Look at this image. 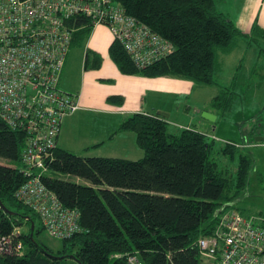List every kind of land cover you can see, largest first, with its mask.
Segmentation results:
<instances>
[{"label":"trees","instance_id":"trees-1","mask_svg":"<svg viewBox=\"0 0 264 264\" xmlns=\"http://www.w3.org/2000/svg\"><path fill=\"white\" fill-rule=\"evenodd\" d=\"M114 2L174 48L149 67L137 69L121 45L113 41L109 56L124 75L172 77L196 86L219 87V52H228L238 37L250 44L257 37L264 44V30L254 24L250 37L242 35L230 18L217 10L215 0ZM70 21L76 28L71 50L84 43L93 24L81 17ZM100 63L99 56L92 58L86 53L85 68L97 69ZM236 79L229 87H219L210 103L221 118L230 113L240 96L235 90ZM108 101L123 103L121 97H109ZM120 131L135 134L136 145L143 152L140 159L88 157L57 146L47 158L46 170L90 183L85 186L41 177L63 207L78 212L83 230L61 240L62 249L57 253L37 241L36 236L44 230L38 216L15 198L27 180L22 167L0 163V237L13 236L22 244L21 253L1 256L0 264H66L67 260L75 264H129V257L140 264H201L198 240L213 235L220 215L235 211L244 216L231 207L246 186L252 160L235 143L175 128L158 113L130 115ZM26 140L25 131L13 130L0 117L1 159L23 166ZM31 222L33 240L29 235ZM25 226L26 232L14 233ZM67 255L74 259H56Z\"/></svg>","mask_w":264,"mask_h":264},{"label":"built area","instance_id":"built-area-1","mask_svg":"<svg viewBox=\"0 0 264 264\" xmlns=\"http://www.w3.org/2000/svg\"><path fill=\"white\" fill-rule=\"evenodd\" d=\"M75 17L107 27L137 69L174 51L114 0H0V117L27 134L21 168L27 180L15 198L59 240L83 231L78 212L63 207L41 180L57 146L62 118L78 107L76 98L59 88L76 30L70 20ZM255 146L264 150V142ZM198 248L205 264H264V218L223 212L213 235L200 238ZM21 251V242L13 236L0 237V257ZM128 263L140 264L135 257Z\"/></svg>","mask_w":264,"mask_h":264},{"label":"crops","instance_id":"crops-1","mask_svg":"<svg viewBox=\"0 0 264 264\" xmlns=\"http://www.w3.org/2000/svg\"><path fill=\"white\" fill-rule=\"evenodd\" d=\"M215 2L217 10L227 15L242 35L250 37L254 24L264 30V0H215ZM255 38L257 39L255 43L250 44L248 39L238 37L228 52H219L217 55L218 78L224 69V56L230 55L235 49L243 53L229 78L231 85L233 78L237 77L235 90L241 95L247 92L245 87L243 88L240 75L243 62L250 57L253 62H258L261 57L259 48L261 45L264 46L261 39ZM112 42L107 29L98 25L92 28L89 37L81 46H75L69 51L59 88L75 97L78 107L73 113L62 118L57 138L58 148L88 157L138 160L143 156V152L136 145L135 134L120 131L121 123L133 114L152 116L163 112L168 114L166 120L170 125L176 128L207 134L217 142H232L243 150L262 149L254 143L264 142V132L260 136H254L252 131L249 133L248 130H244L241 122L236 120H233L236 121L233 129L227 132L221 129L220 132H216L220 123L225 122L229 117L221 118L210 106L212 99L218 93L215 86H196L190 81L172 77L146 78L124 75L110 59L109 47ZM75 49L81 52V56L79 53L75 54ZM87 52H90L92 58L95 55L101 58L97 69L84 67ZM251 69L252 71L257 69L256 63L253 68H249L250 72L248 68L246 69V77L251 73ZM260 69L264 70V68ZM257 74L261 81L256 86H251L254 95L257 90L262 89L264 92L262 86L264 76ZM241 84L242 87H239ZM205 89L210 93L207 94ZM109 97H121L123 103L121 105L111 103L108 101ZM203 112L215 116V121L209 122L203 119L201 117ZM255 138H263V140H255ZM239 141L241 143H238ZM135 149L141 155L137 159L127 155L131 151L136 153Z\"/></svg>","mask_w":264,"mask_h":264},{"label":"rangeland","instance_id":"rangeland-1","mask_svg":"<svg viewBox=\"0 0 264 264\" xmlns=\"http://www.w3.org/2000/svg\"><path fill=\"white\" fill-rule=\"evenodd\" d=\"M105 27V26H104ZM112 37L111 32L107 27H105ZM113 40V37H112ZM261 49V50H260ZM74 50V49H73ZM261 57L258 62H253L252 57L247 58L246 61L243 62L242 70L240 72L241 82L244 84L243 88L247 90L246 93L239 96L233 104L232 110L227 115L229 118L225 120V122L220 123L219 129L216 132H220L221 129L231 130L234 128V122H241L244 130H248L249 133L252 131L255 135H262L264 132V92L263 90H257L255 95L253 94V90L251 86H256L261 81L260 76L257 74H261L264 76V70L260 68H264V46L261 45L260 48ZM241 50L235 49L233 53L230 55L224 56V69L222 73L217 78V84L220 88L228 87L230 85V76L234 73L235 66H237L239 60L242 58ZM75 54H80L81 52L78 49H75ZM258 52V49H257ZM72 55V53L70 54ZM257 55V54H256ZM256 63V70L252 71L247 77L246 69L248 68V72H250L249 68H253ZM248 81V83H247ZM247 83V84H246ZM264 86V77H263V85ZM211 87V86H205ZM219 87L216 88L219 90ZM242 87V84L239 86ZM252 87V88H253ZM215 88V89H216ZM216 89V90H217ZM206 90V89H205ZM214 90V89H211ZM207 94L210 92L208 90L205 91ZM232 119V120H231ZM236 120V121H233ZM176 128V126H173ZM223 132V131H222ZM240 140V139H238ZM238 143H241L239 141ZM262 143V142H259ZM256 143H254L255 145ZM103 150V149H101ZM100 150V151H101ZM127 154L129 157L137 159L141 157L139 151L135 149ZM242 153H246L250 156V160H252L251 169L248 175V180L244 190L241 193V196L235 201L233 207L231 209L239 211L244 216H254L259 218H264V151L262 149H244ZM0 163L4 165H9L17 168H21L20 164H15L10 161L4 160L0 158ZM7 163V164H5ZM44 176L56 178L68 182L77 183L79 185L89 186L90 183L86 180L79 179L74 176L64 175L53 173L51 171H44ZM261 177V180L259 179ZM27 231V226L21 227L17 229L14 233L17 235H21L22 232ZM38 242L44 244L48 248H50L53 253H57L58 250L62 249V241L59 239H55L47 234L45 230H43L40 234L36 236ZM25 251V249H23ZM23 251V253H24ZM66 264H75L71 260H67ZM201 264H205V262H201Z\"/></svg>","mask_w":264,"mask_h":264},{"label":"water","instance_id":"water-1","mask_svg":"<svg viewBox=\"0 0 264 264\" xmlns=\"http://www.w3.org/2000/svg\"><path fill=\"white\" fill-rule=\"evenodd\" d=\"M158 115H159L160 117L164 118V119H167V118H168V114H165V113H163V112H159ZM201 117H202L203 119L209 121V122H214L215 119H216L215 116H213V115H211V114H209V113H207V112H203V113L201 114ZM255 140H260V141H262L263 138H255ZM5 212L10 213V212L7 211V210H5ZM10 214H11V213H10ZM33 233H34V223L31 222V225H30V234H29V235H30V238H31L32 240H33ZM64 257H68V258L74 259V257H73V256H70V255H67V256H58V257H56V259H63Z\"/></svg>","mask_w":264,"mask_h":264}]
</instances>
